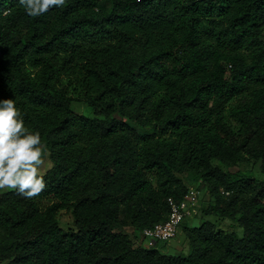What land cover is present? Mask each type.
I'll return each instance as SVG.
<instances>
[{"label": "trees", "instance_id": "16d2710c", "mask_svg": "<svg viewBox=\"0 0 264 264\" xmlns=\"http://www.w3.org/2000/svg\"><path fill=\"white\" fill-rule=\"evenodd\" d=\"M6 99L54 166L38 196L0 194V264H264V181L245 168L264 175V0H66L38 17L0 0ZM185 176L243 236L205 221L184 226L187 256L139 243Z\"/></svg>", "mask_w": 264, "mask_h": 264}, {"label": "clouds", "instance_id": "9594fccd", "mask_svg": "<svg viewBox=\"0 0 264 264\" xmlns=\"http://www.w3.org/2000/svg\"><path fill=\"white\" fill-rule=\"evenodd\" d=\"M66 0H19L26 14L38 17ZM39 131L25 126L13 99L0 101V190H15L32 199L46 187L42 169L45 151Z\"/></svg>", "mask_w": 264, "mask_h": 264}, {"label": "rangeland", "instance_id": "374dc122", "mask_svg": "<svg viewBox=\"0 0 264 264\" xmlns=\"http://www.w3.org/2000/svg\"><path fill=\"white\" fill-rule=\"evenodd\" d=\"M73 97L75 98V100L72 108L76 114L84 115L90 118L95 117L93 109L82 101V97H80V95L75 94V96ZM44 151H45V156H44L45 166L42 169L43 174L49 171L50 169H52L54 166V163L50 159L48 149L44 148ZM245 168L256 178L264 181V175L261 173L259 163L249 162ZM237 171L238 169L231 170V172H237ZM185 179L188 185L199 189L201 192L200 213L197 217L187 220L182 225L180 229V233L178 234L176 239L172 240L167 244L160 245L162 247L163 253L172 256H178V255L187 256L190 253L189 242L184 233V226L186 225L189 227H199L205 221H216L221 229L226 231H234L239 236H243V229L240 228L235 222L231 220H217L215 216L207 215L206 211L208 210V207L213 205L214 203V200L208 193L207 187L200 180H195L190 176H185ZM8 191H12V190L10 189L0 190V194ZM59 222H60V226L66 231L75 229L74 218L70 211H62L60 213ZM125 231L131 235L132 239H135L132 228H128ZM137 240H135V242H137ZM138 241L139 243L147 247V243L143 242L142 238H139Z\"/></svg>", "mask_w": 264, "mask_h": 264}, {"label": "built area", "instance_id": "2783aa9c", "mask_svg": "<svg viewBox=\"0 0 264 264\" xmlns=\"http://www.w3.org/2000/svg\"><path fill=\"white\" fill-rule=\"evenodd\" d=\"M200 196V190L191 187L184 200L177 202L173 199H169L170 213L167 219L142 232V237L144 242L147 243V247L151 248L157 243H169L176 239L180 233L183 222L198 215L200 209Z\"/></svg>", "mask_w": 264, "mask_h": 264}]
</instances>
